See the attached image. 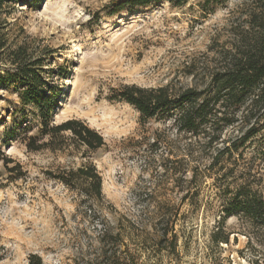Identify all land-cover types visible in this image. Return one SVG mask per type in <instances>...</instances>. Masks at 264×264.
I'll return each mask as SVG.
<instances>
[{
    "label": "rangeland",
    "instance_id": "1",
    "mask_svg": "<svg viewBox=\"0 0 264 264\" xmlns=\"http://www.w3.org/2000/svg\"><path fill=\"white\" fill-rule=\"evenodd\" d=\"M124 1L5 6L9 48L45 61L43 77L57 93L53 122L80 120L104 146L85 158L27 152L21 141L37 136V110L0 83V264H264V231L229 218L222 225L228 243L212 240L220 187L245 177L264 199L259 142L225 158L219 170L210 167L214 148H200L169 121L144 120L132 106L107 100L126 85L167 87L172 94L202 89L232 43V29L244 26L247 7L258 3L160 0L128 7ZM11 68L0 61V75ZM237 135L228 129L223 140ZM87 159L101 178L100 202L47 175Z\"/></svg>",
    "mask_w": 264,
    "mask_h": 264
},
{
    "label": "trees",
    "instance_id": "2",
    "mask_svg": "<svg viewBox=\"0 0 264 264\" xmlns=\"http://www.w3.org/2000/svg\"><path fill=\"white\" fill-rule=\"evenodd\" d=\"M22 1L0 0V61L5 58L12 67L0 75V83L10 84L21 104L32 105L39 118L37 136H25L21 142L27 152L48 150L85 158L104 146L102 137L80 120L53 122V102L57 93L43 77L45 61L31 58L24 48L10 49L4 37L8 26L4 17L9 14L6 8H10L5 6H14ZM157 1L160 0H126L123 4L141 7ZM165 1L176 6L187 2ZM256 2L258 7L246 9L245 25L232 29V43L219 54V65L209 74L202 89L189 88L172 94L167 87L126 85L111 90L107 100L132 106L144 120L160 118L169 121L177 133L192 137L200 148H214L212 168L256 142L260 146L255 156L264 163V0ZM228 129L239 135L224 141L223 136ZM11 163V160L4 159V168L8 172L15 170L7 167ZM222 168V165L218 166L219 170ZM235 173V168L230 169L221 175L222 181L232 178ZM47 175L82 197L95 202L102 200L101 178L88 159L75 170L63 169ZM241 180L240 183H230L231 187H220V219L212 235L213 242L217 244L229 241V234L222 233V225L229 218L243 222L253 231H264V199L251 187L250 179L241 177Z\"/></svg>",
    "mask_w": 264,
    "mask_h": 264
}]
</instances>
